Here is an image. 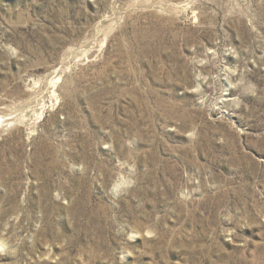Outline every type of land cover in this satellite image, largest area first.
Instances as JSON below:
<instances>
[{"label":"rangeland","instance_id":"obj_1","mask_svg":"<svg viewBox=\"0 0 264 264\" xmlns=\"http://www.w3.org/2000/svg\"><path fill=\"white\" fill-rule=\"evenodd\" d=\"M0 264H264V0H0Z\"/></svg>","mask_w":264,"mask_h":264}]
</instances>
